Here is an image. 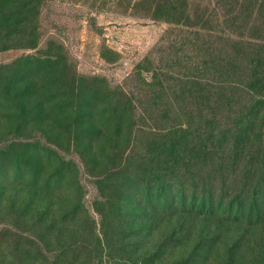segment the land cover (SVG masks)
<instances>
[{"label":"trees","instance_id":"obj_1","mask_svg":"<svg viewBox=\"0 0 264 264\" xmlns=\"http://www.w3.org/2000/svg\"><path fill=\"white\" fill-rule=\"evenodd\" d=\"M163 4L164 14L171 16H165L167 20L178 21L171 15L175 14L204 35L203 55L216 73L209 75L204 66L202 74L189 71L174 77L181 82L171 91H176L182 109L175 118L166 116L170 102L162 107L165 115L140 114L138 122L122 126L129 96L125 92L126 100L107 102L100 124L108 128L111 152L93 180L97 189L107 191L101 192L95 208L98 228L93 218L78 215L72 206L46 215L33 196L56 183L49 172L40 175L37 168L38 159L48 162L50 150L35 152V160L25 138L3 141L1 152L7 155L0 158V264H137L125 255V240L135 235L129 222L146 221L141 227L149 230L164 217L177 221L180 212L189 216L190 225L205 221V230L169 264H202L203 249L232 224L252 228L258 236L245 254H240L239 238L232 240L218 264H264V0H163ZM25 55L35 64L49 58ZM164 82L157 81L153 91L157 96L159 88L169 89L170 82ZM150 97L152 103L156 95ZM75 116L88 120L81 110ZM79 131L76 137L90 135ZM122 143L127 147L120 148ZM34 185L41 191L36 192ZM32 186L31 193H23ZM9 188L17 194L6 193ZM33 214L44 216L41 222L47 220L43 230L38 227L41 222L23 224ZM159 226H163L159 241L150 253L155 258L178 242L177 230L167 228V223Z\"/></svg>","mask_w":264,"mask_h":264},{"label":"rangeland","instance_id":"obj_2","mask_svg":"<svg viewBox=\"0 0 264 264\" xmlns=\"http://www.w3.org/2000/svg\"><path fill=\"white\" fill-rule=\"evenodd\" d=\"M163 5V0H0V158L7 155L1 152L3 141L18 142L21 138H25L28 154L35 160V152L44 147L50 150L48 162L38 159L37 168L40 175L49 172L56 183L42 192L34 185L38 193L33 196L46 215L72 206L78 215L87 213L93 218L98 228L95 208L107 191L97 189L93 180L102 171L104 156L111 152L112 144L106 136L108 128L100 124L105 117L101 110L107 102L124 101L127 93L133 103H126L131 110L123 109L122 126L138 122L140 114L165 115L162 107L170 102L166 116L175 118L182 109L176 91H171L181 82L174 77L189 71L202 74L204 66L209 67L203 55L204 35L181 23L183 18L175 14L170 13L178 21L167 20L165 16H171L164 14ZM215 40L217 45V37ZM24 43L34 46H21ZM25 54L49 58L35 64L34 58ZM211 66L209 75L216 73ZM163 79L170 82V87L159 88L157 96L153 91L158 80L165 83ZM152 92L156 99L151 103L147 98L151 100ZM78 110L88 120H76ZM78 130L90 135L76 137ZM140 136L138 145L142 144ZM34 186L23 193H31ZM7 192L16 195L18 191L9 188ZM43 217L33 214L23 224L36 225ZM176 218L164 217L149 230L142 228L146 221L142 220V227L139 221H130L135 235L125 240V255L137 264H169L183 255L191 239L205 230L206 222L190 225L184 212ZM46 221L38 226L41 230ZM160 223L178 231V242L155 258L150 253L159 241ZM222 229L216 243L204 246L202 264H218L235 238L242 247L240 254H245L258 236L252 228L236 224Z\"/></svg>","mask_w":264,"mask_h":264}]
</instances>
